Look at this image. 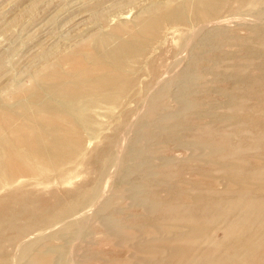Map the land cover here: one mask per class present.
I'll use <instances>...</instances> for the list:
<instances>
[{"label": "rangeland", "instance_id": "374dc122", "mask_svg": "<svg viewBox=\"0 0 264 264\" xmlns=\"http://www.w3.org/2000/svg\"><path fill=\"white\" fill-rule=\"evenodd\" d=\"M263 138L264 0H0V264L47 243L60 264H123L135 244L206 263L240 215L206 206ZM74 213L87 223L55 235ZM165 222L199 232L151 239Z\"/></svg>", "mask_w": 264, "mask_h": 264}, {"label": "bare ground", "instance_id": "6f19581e", "mask_svg": "<svg viewBox=\"0 0 264 264\" xmlns=\"http://www.w3.org/2000/svg\"><path fill=\"white\" fill-rule=\"evenodd\" d=\"M137 37V36H136ZM82 68V67H81ZM112 69V68H111ZM113 72V71H112ZM89 75V74H88ZM91 76V75H90ZM116 83V82H115ZM162 93V92H161ZM165 93V91L163 92ZM161 94H157L152 102H151V107H150V112H152V110L154 108L158 106L161 100ZM180 105V104H178ZM160 106V105H159ZM179 107V106H177ZM176 109V108H175ZM177 111V109H176ZM159 110H156V113H158ZM167 113V112H166ZM152 114V113H151ZM160 114V113H159ZM161 114H163L164 116H162ZM161 116L164 118L165 116H169L170 113H167L165 115V113L161 112ZM154 115H155V111H154ZM160 115H158L160 117ZM143 116V115H142ZM145 116V115H144ZM156 117V115L154 116ZM151 118V117H150ZM210 131V130H209ZM15 133L17 132V130L14 131ZM213 133V132H212ZM210 133V134H212ZM145 134V133H144ZM224 137V136H223ZM225 139V138H223ZM201 140V139H200ZM216 140V138H215ZM214 140V141H215ZM196 142V141H195ZM194 142V144H195ZM203 142V141H202ZM209 142V141H206ZM219 142V141H218ZM259 145H257L258 147V151L259 156H256L253 158H255L253 161V163H251L249 166H247L246 169V173L248 174H243L240 175L238 177H233V176H228V177H223L222 183L225 185V188H229L231 190H235L234 194H232V196H230L228 198V200L226 201H222V199L216 200L214 202H212L211 204H207L204 205L207 207V211L206 213H216L217 211H222L221 216L224 219H227V217L229 218V215L231 213H235L236 211L239 212V216L238 218L236 217L235 220H237L236 222L234 220H232L233 217L229 222V226H227V231L225 236L221 239L219 243L225 245V250L224 252L220 253L215 251L214 254L210 256L209 259L206 260V263L203 264H264V138L259 140ZM19 143H25L26 145H28L29 147H31V149H35V143L34 141H23V142H19ZM216 143V142H214ZM205 144V143H204ZM219 144V143H218ZM196 146L197 143L195 144ZM215 145V144H214ZM222 145V144H220ZM203 146V144H202ZM229 146V145H228ZM228 146L226 148H228ZM201 147V146H200ZM217 147V146H216ZM199 148V146H198ZM222 148V147H220ZM233 148V147H232ZM242 148V147H241ZM245 148V147H244ZM243 148V149H244ZM201 151L204 150H208L211 151L210 148H205L204 146L200 148ZM234 150V148H233ZM197 151V150H196ZM199 151V150H198ZM201 151L199 153H201ZM220 151L217 149V152ZM231 151V150H230ZM135 153V152H134ZM204 153V152H203ZM206 153V151H205ZM197 154V153H196ZM202 154V153H201ZM213 154V153H212ZM184 155V154H183ZM245 156V155H244ZM240 157V158H239ZM239 157L236 156V158L241 159V154L239 153ZM140 158V157H139ZM195 159V158H194ZM203 159V158H202ZM245 159V158H243ZM209 160V159H207ZM212 160V159H211ZM196 161V160H195ZM198 161V160H197ZM229 161V160H227ZM226 161V162H227ZM246 161V159L244 160ZM221 162V161H220ZM210 163V162H209ZM213 163V161H212ZM224 163V162H223ZM229 164L231 162H228ZM138 164V163H137ZM223 165V164H221ZM246 165V164H245ZM134 166V165H133ZM133 169V168H132ZM134 171V170H133ZM104 174V173H103ZM200 176V175H199ZM213 176V175H212ZM253 176V177H251ZM213 178V177H212ZM215 178V177H214ZM207 179L210 180L209 177H207ZM206 179V180H207ZM205 180V179H204ZM207 180V181H209ZM212 180V179H211ZM220 180V181H221ZM213 184V183H212ZM221 184V183H220ZM96 187V186H95ZM99 188V187H98ZM129 188V187H128ZM100 189V188H99ZM98 189V190H99ZM137 189V188H136ZM95 191L93 192V194L96 196L97 195V191L96 189H94ZM130 190V188H129ZM130 192V191H129ZM128 192V193H129ZM134 195V189L132 190ZM131 192V193H132ZM127 193V194H128ZM130 194V193H129ZM236 194V195H235ZM123 195V194H122ZM206 195V194H205ZM226 195V194H225ZM188 196V195H187ZM187 196L186 199H187ZM192 196V195H191ZM209 196V195H207ZM214 196V195H213ZM216 196V195H215ZM224 196V195H222ZM39 197V196H38ZM128 197V196H125ZM137 197V196H136ZM226 197V196H224ZM223 197V198H224ZM96 198V197H95ZM94 198V199H95ZM130 198V197H128ZM134 198V197H131ZM190 198V197H189ZM187 200H190V199ZM204 198V197H203ZM210 198V197H207ZM93 199V197H92ZM138 199V197L136 198V200ZM194 199V198H193ZM216 199V198H215ZM135 200V199H134ZM195 200V199H194ZM140 201V200H139ZM176 201V200H175ZM141 202V201H140ZM143 202V201H142ZM223 202V203H222ZM125 203V202H124ZM134 203V202H133ZM139 203V202H138ZM86 204V203H85ZM128 204V203H127ZM136 204V203H135ZM142 204V203H140ZM98 205V204H97ZM188 205V204H186ZM219 205H221L222 207H220ZM147 207V205H145ZM143 206V208L145 207ZM154 206V204H153ZM199 206V205H198ZM40 207V206H39ZM186 207V206H185ZM187 208V207H186ZM190 208V207H189ZM194 208V207H193ZM197 208V207H196ZM195 208V209H196ZM222 209V210H221ZM186 210V209H185ZM182 211V212H186V211ZM192 211V210H191ZM87 212V211H85ZM145 212V211H144ZM237 212V213H238ZM45 213V212H44ZM78 213V212H77ZM176 213V212H175ZM179 213V212H178ZM177 213V214H178ZM181 213V212H180ZM190 213V211H189ZM205 213V214H206ZM19 215V214H18ZM30 215V214H29ZM105 215V214H104ZM165 215V214H164ZM192 215V214H191ZM200 215V214H199ZM232 215V214H231ZM230 215V216H231ZM22 216V215H21ZM75 216V213H74ZM187 216H189L187 214ZM186 216V217H187ZM196 216V215H195ZM212 216V215H211ZM71 217V216H70ZM77 217V216H75ZM73 217L72 220L68 221L65 224V227L61 228L60 231L58 232H54L55 235L57 234H62L64 231L65 233L67 232V230L69 231L72 230V227L76 224L79 225L80 223L82 224L83 220L85 221L84 218L81 217H77L75 218ZM84 217V216H83ZM30 218V217H29ZM75 218V219H74ZM102 218V217H101ZM171 218V217H170ZM204 218V217H203ZM113 219V218H112ZM92 220V219H91ZM114 220V219H113ZM169 220V219H168ZM188 220V219H187ZM199 220V219H198ZM228 220V219H227ZM31 221V220H30ZM94 221V220H93ZM234 221V222H232ZM29 222V221H27ZM32 222V221H31ZM65 222V221H64ZM112 220L111 219H104V224L107 227V229H111V225H112ZM62 223V222H61ZM85 223V222H83ZM87 223V221H86ZM85 223V224H86ZM165 225L161 226H153L152 227V232L150 234L152 235L151 239H159V238H171V239H177V238H194L197 236L198 234V230L190 225H185V224H166L163 223ZM56 225V224H55ZM60 225V224H59ZM67 225V226H66ZM52 226V225H51ZM50 226V227H51ZM61 226V225H60ZM80 226V225H79ZM49 227V226H48ZM199 227V225H198ZM202 226H200L201 229ZM81 228V227H80ZM113 228V226H112ZM115 228V227H114ZM113 228V229H114ZM25 229V228H24ZM77 229V228H76ZM79 229V228H78ZM77 229V230H78ZM151 229V227H150ZM199 229V230H200ZM122 230V229H121ZM149 230V228H148ZM76 231V230H75ZM118 231V230H117ZM45 232V231H44ZM115 232V231H114ZM113 232V233H114ZM64 233V234H65ZM116 233V232H115ZM135 233V232H134ZM132 234V233H131ZM137 234V232L135 233ZM133 235V234H132ZM148 235V234H147ZM146 235V236H147ZM30 236V235H29ZM64 236V235H61ZM135 236V235H134ZM149 236V235H148ZM116 237V236H115ZM139 237V236H138ZM137 237V240H138ZM149 237V239H150ZM142 238V237H141ZM148 237H146L147 240ZM201 238V237H200ZM40 239V238H39ZM59 239V238H58ZM134 239V243L136 236L134 238H132V240ZM148 239V240H149ZM41 240V239H40ZM61 240V239H60ZM104 240V239H103ZM141 241V240H140ZM168 241V240H167ZM33 242V241H32ZM35 242V241H34ZM33 242V244H34ZM53 242V241H52ZM192 242V241H191ZM152 243V242H151ZM32 243H28L27 246L24 248L26 250V248H30L33 249L34 245ZM84 244V243H83ZM153 244V243H152ZM161 245V244H159ZM99 246V245H98ZM153 246V245H152ZM166 246V245H165ZM171 246V245H170ZM176 246V245H175ZM180 246V245H179ZM42 247V246H41ZM103 247V246H102ZM135 247L137 249V253L139 255H136L129 259V261L127 262H123V264H158L160 261H162L164 258L168 257L169 255H171V253H174V249L167 247H161V246H156L154 245V247L152 249H145L142 248L140 246H138L137 244H135ZM144 247V246H143ZM148 247V246H147ZM182 247V246H181ZM40 248V247H39ZM37 251H35L36 253L32 256V258L29 260L28 264H60L61 258H62V252L59 250L58 246H55L51 243H47L44 247H42V249L40 248ZM174 248V247H173ZM185 248V247H182ZM123 249V248H122ZM23 250V251H25ZM29 250V249H28ZM135 250V249H134ZM173 250V251H172ZM34 251V250H33ZM180 251V250H179ZM22 252V251H21ZM34 253V252H33ZM179 253V252H178ZM183 254H185V252H182ZM22 254V253H21ZM178 255V254H177ZM22 256V255H21ZM189 256V255H188ZM177 258V257H176ZM188 258V257H187ZM193 258V257H192ZM128 259V258H127ZM12 260V259H11ZM102 260V259H101ZM100 260V261H101ZM185 260V259H184ZM1 261V260H0ZM13 261V260H12ZM126 261V260H125ZM179 261V260H178ZM181 261V260H180ZM187 261V260H186ZM191 261V260H190ZM189 261V262H190ZM4 262V261H3ZM184 262V261H183ZM200 262V261H199ZM121 263V262H120ZM187 263V262H186ZM4 264H6V262H4ZM116 264V263H115ZM185 264V263H183ZM188 264V263H187ZM191 264V263H190Z\"/></svg>", "mask_w": 264, "mask_h": 264}]
</instances>
